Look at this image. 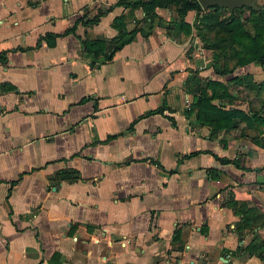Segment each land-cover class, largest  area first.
<instances>
[{
  "label": "crops",
  "instance_id": "obj_1",
  "mask_svg": "<svg viewBox=\"0 0 264 264\" xmlns=\"http://www.w3.org/2000/svg\"><path fill=\"white\" fill-rule=\"evenodd\" d=\"M129 1L0 0V264H264V148L185 109L214 78L248 110L254 62L213 70L208 7Z\"/></svg>",
  "mask_w": 264,
  "mask_h": 264
},
{
  "label": "trees",
  "instance_id": "obj_2",
  "mask_svg": "<svg viewBox=\"0 0 264 264\" xmlns=\"http://www.w3.org/2000/svg\"><path fill=\"white\" fill-rule=\"evenodd\" d=\"M129 2L132 5H139L145 12L150 14V17L153 14L155 5L173 4L176 13L179 15L176 25L180 27L186 25V28L189 25L183 21L182 15L189 8H201L197 0H131ZM242 7H235L228 10L226 14L220 15L219 11L223 7L208 6V10L199 16V23L201 24L198 26V33L203 40V45L212 49L208 64L217 73L231 71L235 65L246 62L259 63L264 66V24L259 23V15L264 12V9L254 10L251 8L253 12H259V15L252 16L255 31L250 33L239 15L236 14L241 11ZM122 18L123 16L113 18V23L119 28V35L112 40L110 49L103 52L104 59L110 58L115 49L131 38L129 33L121 31ZM95 19L96 17L92 20ZM84 45L87 49L96 52L98 46L103 47V40L101 38L86 40ZM249 77L245 74H236L229 80L232 84L243 83L246 87L251 83L256 86L258 92L264 91V77L257 81L252 80L251 76ZM229 86L228 83H224L220 79H206L204 84H200L193 92L189 105L185 109L187 111L193 110L196 121L209 124L212 131L236 126L240 121H243L245 127L253 131L250 135L251 140L264 147V101L261 104L262 112L242 109L233 104L236 94L230 90ZM215 98H217V101H213ZM166 107L168 106L163 101L151 111H162ZM170 118L172 120V117ZM194 152L190 151L185 153L184 156L191 155ZM215 156L220 161H235L228 157Z\"/></svg>",
  "mask_w": 264,
  "mask_h": 264
},
{
  "label": "rangeland",
  "instance_id": "obj_3",
  "mask_svg": "<svg viewBox=\"0 0 264 264\" xmlns=\"http://www.w3.org/2000/svg\"><path fill=\"white\" fill-rule=\"evenodd\" d=\"M256 3L261 5L259 9L261 8L264 9V0H256ZM259 9H254V10H259ZM236 14L239 15V17L244 23V26L248 28V31L250 33H253L255 29L253 26L254 22L252 20V16L257 15V14L259 15V12H253L250 7L243 6L241 11H239ZM259 18H260L259 23L264 24V12H262V14L259 15ZM205 35L207 36V34ZM200 40H202L201 37H200ZM208 49H209V52H211L212 49L210 47H208ZM251 64L248 65V78H250L249 76H251V79L255 81L263 78L264 77V66H261L259 63H253L252 65ZM255 87L256 86L251 83L248 84V87H246L243 83H240L239 87H237L238 96L240 99H245V97L248 98V109L249 110L262 112L263 110L261 108V104L264 101V91L258 92ZM255 129H258V128H255Z\"/></svg>",
  "mask_w": 264,
  "mask_h": 264
},
{
  "label": "water",
  "instance_id": "obj_4",
  "mask_svg": "<svg viewBox=\"0 0 264 264\" xmlns=\"http://www.w3.org/2000/svg\"><path fill=\"white\" fill-rule=\"evenodd\" d=\"M201 7L206 8L208 6H222L226 7L229 10H232L235 7L247 6L253 9H259L260 4L256 3V0H197Z\"/></svg>",
  "mask_w": 264,
  "mask_h": 264
},
{
  "label": "built area",
  "instance_id": "obj_5",
  "mask_svg": "<svg viewBox=\"0 0 264 264\" xmlns=\"http://www.w3.org/2000/svg\"><path fill=\"white\" fill-rule=\"evenodd\" d=\"M189 99L188 98H185V106H187L188 107V105H189ZM263 157H264V154L262 155Z\"/></svg>",
  "mask_w": 264,
  "mask_h": 264
}]
</instances>
